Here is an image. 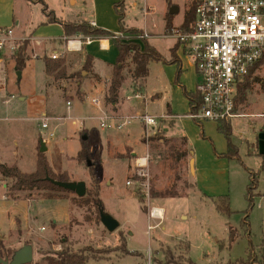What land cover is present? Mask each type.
Listing matches in <instances>:
<instances>
[{
	"label": "rangeland",
	"instance_id": "374dc122",
	"mask_svg": "<svg viewBox=\"0 0 264 264\" xmlns=\"http://www.w3.org/2000/svg\"><path fill=\"white\" fill-rule=\"evenodd\" d=\"M75 1L73 5L69 0H44L56 16L67 20L89 17L90 0ZM191 3L192 0H125L126 23L142 27V8L152 5L154 8L148 9L152 14L148 15L147 21L153 17L166 25V13L175 5L178 12L171 14V23L176 26L184 19ZM42 9L40 0H17L15 16L9 15V22L0 9V28H13L15 36L28 33L45 36L48 50L52 47L60 50L58 33L43 29ZM15 19L20 21L19 25H15ZM149 25L152 47L169 59L174 39L158 37L160 28L153 27L152 22ZM164 32L169 33L166 26ZM142 34L146 33L142 31L138 35ZM26 40L27 53L34 57L22 69L17 70L14 62L7 68L9 58L14 61L13 54L3 55L6 58L0 55V162L32 172L38 143L47 141L52 170L66 172L70 181H83L85 189L93 188L88 167L71 157L79 150V133L85 129L91 162L99 177V198L104 213L117 220L118 225L109 231L101 222L100 211L94 203L78 205L75 200L79 196L74 192L66 198L46 199L43 191L33 190L6 198L5 191L11 180L0 179V240L4 247L14 252L22 244H29L32 247L31 262L38 264H44L45 256L54 255L63 247L73 251L89 247L87 264H142L148 250L152 264H169V257L172 259L180 253L195 264H226L245 258L249 252L259 253L260 244H264V164L262 157L257 155L255 140L264 121V64L254 66V81L246 100L238 106L243 116L230 120L232 141L238 145V158L225 156V162H215L214 159L222 156L220 153L226 144L223 133L217 128L218 123L204 121L200 127L191 118L186 122L180 117H172L171 121L167 117L161 118L167 102L172 110L175 103L178 114L183 112L179 102L183 100V94L178 87L183 80L181 73L177 80L179 65L173 62L150 61L145 84L138 92L142 98L132 97L137 92L131 95V105L138 102L140 112L156 115L159 119L149 137L144 135L142 125L136 119L121 130L101 127L99 117L102 112L91 103V96L81 104L78 101L83 99L84 93L79 88L66 92L68 87L53 94L57 98L60 96L59 100L55 98L50 102L51 94L46 98L49 119L44 122L48 123V128H41V120L33 118L26 103L18 100L19 96L35 99L45 83L43 62L35 57L37 46L31 37L18 38V44ZM139 44L143 47L142 41ZM182 59L184 65L190 66L185 56ZM124 65L123 83L129 80L131 85L129 83L126 88L133 90L131 71L134 64L130 56ZM95 96L101 99L100 94ZM64 100H71V106L66 107ZM103 102L102 110L109 113L111 107ZM162 127L168 128L164 132L165 141L152 140ZM53 128L54 136L50 138L48 132ZM180 135L187 137L193 151L191 164L188 147ZM146 151L149 154L147 174L139 177L134 157ZM252 176L256 178V187L251 190L252 199L248 200L247 185ZM222 196L227 198L226 203L220 201ZM215 201L221 211L216 209ZM150 205L164 208L165 214L159 226L148 235ZM53 219L57 221L52 223ZM121 239H124L125 251L118 246ZM95 254L103 258L91 257Z\"/></svg>",
	"mask_w": 264,
	"mask_h": 264
},
{
	"label": "built area",
	"instance_id": "2783aa9c",
	"mask_svg": "<svg viewBox=\"0 0 264 264\" xmlns=\"http://www.w3.org/2000/svg\"><path fill=\"white\" fill-rule=\"evenodd\" d=\"M194 1L193 17L189 23L186 26H173L169 32L170 37L179 43L192 60L197 76L195 92L201 103L195 111H189L187 117L198 122L230 121L239 115L235 99L240 83L264 56V0ZM144 36L147 34L135 36L133 40L139 43ZM18 46V38L14 37L12 29L0 30V55L5 52L14 54ZM56 56L51 55L52 58ZM132 97L142 98L138 93ZM92 103L101 105V101L96 98H92ZM67 106H70L69 101ZM41 119L48 120L46 117ZM99 119L101 127L116 130L123 129L132 119H136L142 125L146 137L151 135L150 131L155 129L159 120L156 115L148 113L136 112L134 116L119 118L106 111L102 112ZM41 126L48 128V123L42 122ZM48 133L52 138L54 129ZM148 157V151L134 157L139 177L147 174ZM164 214V208L149 206L148 235L159 226ZM150 220L157 222L151 223ZM142 264H152L149 250Z\"/></svg>",
	"mask_w": 264,
	"mask_h": 264
},
{
	"label": "trees",
	"instance_id": "16d2710c",
	"mask_svg": "<svg viewBox=\"0 0 264 264\" xmlns=\"http://www.w3.org/2000/svg\"><path fill=\"white\" fill-rule=\"evenodd\" d=\"M43 4L42 12L46 17L44 23H59L61 25L63 36L68 38L73 35H83V36H104L112 39V42L117 48L118 55L116 58V62L112 67L111 77L109 81V85L107 88L106 96L104 98L105 104L109 105L111 108L114 107V104L118 99L119 89L125 79L123 74L124 70V61L127 57H131L132 62L134 64V68L131 71V80L133 81V90L137 91L145 82L146 76L148 75V64L150 61H164L165 63L173 62L179 65V69L177 71V80L178 75L181 72L180 69V61L176 55V49L179 43H175L172 48H170V58L166 59L163 56L159 55L158 52L153 48L147 38H142L143 47L136 41H134L135 35H138L142 32L141 29L136 27H128L124 22L125 16V5L124 0H119L114 3L113 7L115 12L118 15V24H119V34H115L111 31L96 27L95 25L86 22L84 20L78 21H69L64 20L55 15L52 10L47 8V5L40 0ZM195 1L192 0L190 7L184 13V21L183 24L186 26L189 21L193 17ZM167 22H166V31L170 32L172 23H171V15L167 13ZM28 41H22L19 44L18 50L13 54V59L15 63L16 69H22L27 60L29 59V54L27 53ZM45 63V71L47 74L52 75L55 79L61 78L63 75L61 70L63 69L62 63L60 60H48L44 58ZM259 64H264V56L258 62ZM257 63V64H258ZM256 64V65H257ZM255 65V66H256ZM60 68V69H59ZM255 67L251 69L249 74L243 79L242 83H240L238 87L237 96L235 99V107H238L242 104L247 98V91L250 88L251 82L254 81V77L252 76V72ZM253 77V78H252ZM189 104L190 111H195L199 104L201 103L200 97L198 93L185 92ZM217 128L219 132L223 133L226 143H227V155L229 157L236 156L238 153V147L232 141V129L229 121H220L217 124ZM87 132L81 130L79 133V143L80 148L75 156L78 163H84L88 167V172L91 177L93 188L86 189L84 196L78 197L76 203L78 205H87L90 202H93L96 206L98 212L103 208V203L99 198V177L97 173L94 171L92 162H91V153L87 146ZM152 140L157 141L163 140L165 141V133L163 129H161L155 136L151 137ZM183 142L185 143V138L182 137ZM154 143V142H153ZM39 145L37 147L36 153V165L35 170L32 172H24L21 171L15 164L6 165L0 162V179H10L11 184L6 188L5 197L6 198H15L17 192H31L33 190L43 191V196L46 199H55V198H66L69 193L73 191L62 188L56 185L53 181H62L68 182L70 181L68 174L66 172L55 173L45 156L44 153L38 151ZM185 151H183L184 153ZM256 154V153H253ZM173 155V153H172ZM257 155H259L257 153ZM262 157V162L264 164V155H260ZM90 161V164H88ZM136 176V174H135ZM251 176V174H250ZM137 178V177H135ZM256 187V178L252 176V181L247 185V197L248 200L252 199L251 190ZM220 201L224 203L227 202V198L222 196ZM216 205V209L221 211L222 208L214 202ZM144 210L145 207L143 206ZM228 207H226L227 209ZM230 241L232 238L230 237ZM124 239H121V243L119 248L125 251L124 248ZM188 248V245H187ZM86 250H90L89 247H83L78 251L69 250L67 247H63L61 251L55 252L54 255H47L44 257V264H87L90 256L86 253ZM102 251H99V253ZM169 253V252H168ZM167 253V254H168ZM13 251L8 247H4L2 241L0 240V258L2 259H10ZM91 257L96 259H102L103 257L99 254L92 255ZM169 264H195L192 262L187 255L180 253L178 256L169 257ZM26 264H38V263H26ZM226 264H264V244H260L259 253H251L249 252L245 258H238L234 261H228Z\"/></svg>",
	"mask_w": 264,
	"mask_h": 264
},
{
	"label": "crops",
	"instance_id": "0c3cea01",
	"mask_svg": "<svg viewBox=\"0 0 264 264\" xmlns=\"http://www.w3.org/2000/svg\"><path fill=\"white\" fill-rule=\"evenodd\" d=\"M42 1L44 2V0H42ZM118 1L119 0H90L89 6L91 8V12L89 13V17L84 18V21L89 22V23L95 25L96 27L111 31L115 34H119L120 28H119V24H118V15L115 12V9L113 7L114 3L118 2ZM16 2H17V0H0V9H1V11H3V13H5L7 22H9V20H10L9 15H12V17L15 16ZM69 2H71V4H73V5L76 4L75 0H69ZM124 2H125V0H124ZM150 8H154V6L147 5L145 8H142V13L140 12L142 14V18H143V26L142 27L138 26V25L126 23V16L124 17L123 20L128 27H136V28L141 29L143 32H145L148 35L147 36L148 42L152 46L153 45L151 43L152 37H151V35H149V32H151V29L148 28L149 22H152L153 27L155 26V27L160 28L161 35H158V37L159 36L160 37H166V36L170 37V35H169V33H168V35H166L167 32L166 33L164 32V28H165L164 23L165 22L164 23H162L160 21L157 22L153 17L151 18V20L149 22L147 21L148 15L152 14L151 13L152 11H148V9H150ZM166 14H163V16H165ZM43 16H44V18H43L42 22L46 20L45 15H43ZM60 18L64 19L63 16H61ZM183 18H184V16H183ZM161 19L163 21L162 17H161ZM64 20H67V19H64ZM78 20L80 21V19H72L69 21H78ZM183 21H184V19H182L180 21L179 25L183 24ZM14 23H15V25H19L20 21L18 19H15ZM43 26H44L43 29L46 31L52 30V31H55L56 34L58 33V46L60 47V50H58L55 47L54 48L52 47L51 49L48 50L47 46L49 44H47V42H46L47 40H46L45 36H35V35L33 36L29 33L27 35L15 36L14 30H12L13 35L16 38L31 37L33 44L35 43L34 46H37L36 47L37 53L35 52V54H36L35 57L43 62V69L42 70H43L44 75H45V83L43 86L44 88L41 89L40 94L37 95L35 97V99L31 100L29 98H26L25 96H19L18 100L20 102L26 103V105L28 106L29 114L31 116H33V118L41 120L40 124H42V122L45 121L44 119H41V118L46 117L47 119H49V116L47 114V108H46L47 107L46 106L47 105L46 98L48 96H50L49 94H51V95L55 94V92L58 89L62 90L63 88L68 87L69 89L67 88L66 92H70L73 89L75 90L76 88H79L80 92L84 93L82 100L77 99V100H79L78 102L81 104H83L89 96H91L90 101L92 103V98L98 99V97H96L95 95L100 94L101 99H98V100L101 101V104L104 105V102H103L104 101L103 96L105 97L104 92L106 89V85H107V83L111 77L112 67L115 64L116 58L118 55L117 48L114 45V43L112 42V39L108 38V37H104V36H94V37L91 36L90 37V36H83V35H76V36H73L71 38H65L63 36V31H62L61 25L59 23H45V25H43ZM176 26H178V25H176ZM172 27H173V24H172ZM11 29H13V28H11ZM0 30H3V29L0 28ZM87 37H89L90 39ZM49 40H52V39L49 38ZM175 43L176 42L174 40L172 42L170 48H172ZM5 54L10 55L9 52H5L4 54L1 55V57L3 55L5 56ZM52 54H56L57 55L56 58H52L51 57ZM176 55L180 61V69H181L180 79L183 80L182 84L180 86L177 85L181 89V92L183 94V100L179 101L183 105V110H182L183 112L178 114V112L175 110L176 109L175 103L173 102V110H172L170 104L167 102L166 103V109H165L164 113L161 114V116L167 117L170 121L172 120V117L173 118L174 117H180V118L184 119V122H186L188 119H190L189 117H187V114L189 113L191 106L189 104V100H188L185 92L195 93L197 76H196V72H195V68H194L192 60L190 59V57L187 55L186 51L180 45H178V47L176 49ZM4 56H3V58H6ZM183 56H185L190 61V66L184 65V62L182 59ZM1 57H0V60H2ZM33 57L34 56L31 55L28 60L33 59ZM44 58H47L48 60L63 61V63H62L63 69L61 70V73L63 76L61 78L55 79L52 75H49L46 73L45 63L43 60ZM9 59H11V60H9L7 62V68L11 62H14L12 60V58H9ZM28 60H27V62H28ZM194 80H195V82H194ZM145 81H146V79H145ZM129 83L131 85V82H129V80H127L121 85L119 92H118L117 102L114 104V107H112L110 109V112H109V113H112L119 118H121V117L123 118L125 116L134 114L136 112H140V110L138 108V102H136L135 105L130 104L131 95L135 92L138 93L139 90L135 91V90H131V88H130V90H128L126 87L129 86ZM58 97L60 98V96H58ZM55 98H57L56 95L55 96L53 95L50 99V102L52 99L55 100ZM59 98H57V99L59 100ZM67 101L70 102L71 100H67ZM67 101L64 100L66 107H68ZM145 101H146V98L144 100H142V103H145ZM93 105H95V104H93ZM103 105H98V106L95 105V106L99 108V111L103 112L104 111V110H102ZM70 106H71V102H70ZM237 113L239 115L236 117L243 116V114H241L239 112L238 107H237ZM190 120H192L195 123V125L203 127L202 123L204 121L198 122V121H194L193 119H190ZM206 121L211 122L209 120H206ZM74 122L76 125H78L76 123L77 122L76 120ZM229 123H230V121H229ZM230 126L232 129L231 123H230ZM41 128H42V126H41ZM162 128H163L164 132L168 131V128H164V127H162ZM79 129H81V127ZM261 131H264V121L262 122L261 127L257 130L258 133ZM232 136H233V133H232ZM180 137L181 138L184 137L186 139L185 144L188 147V151L190 154V164H191V163H193V157H192L193 151L190 149L187 137L184 135H180ZM44 143L46 146V150L43 153L45 154L47 160L49 161L48 156H47V152H48V147L46 144L47 141H45ZM234 144L238 147V145L236 143H234ZM255 144L258 147V136H256ZM38 145L40 147V143H38ZM77 152H76V154H77ZM134 152L135 151H133L132 153H134ZM226 153H227V143L226 144L224 143V149L220 153L222 156H218L220 159H214V161L215 162H225L223 160V159H225V156L229 157ZM33 154L35 155V152ZM249 154H251V153H249ZM75 156H71V157H75ZM132 156H134V155H132ZM258 156H260V154ZM236 157L238 158L237 155L229 157V158H235L236 159ZM50 167H51V165H50ZM51 169H52V167H51ZM53 171L55 173H57V171H55V170H53ZM192 177H193V174H192ZM193 184H194V182H193ZM56 221H57V219H53L52 223H54ZM23 245H25V244H22L20 247H22Z\"/></svg>",
	"mask_w": 264,
	"mask_h": 264
},
{
	"label": "water",
	"instance_id": "95a60500",
	"mask_svg": "<svg viewBox=\"0 0 264 264\" xmlns=\"http://www.w3.org/2000/svg\"><path fill=\"white\" fill-rule=\"evenodd\" d=\"M178 12V7L172 5L169 9V14H175ZM19 74V73H18ZM87 136H84L86 138ZM46 146L43 141L40 142L39 152H45ZM135 153H132L134 155ZM258 154L264 155V131L258 133ZM90 164V161H88ZM56 185L73 191L77 196H84L86 189L83 181H53ZM101 222L110 231L117 227L118 222L110 215L104 213L103 208L100 209ZM32 261V247L29 244H25L19 247L13 252L10 259L0 258V264H26Z\"/></svg>",
	"mask_w": 264,
	"mask_h": 264
}]
</instances>
